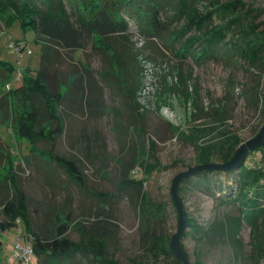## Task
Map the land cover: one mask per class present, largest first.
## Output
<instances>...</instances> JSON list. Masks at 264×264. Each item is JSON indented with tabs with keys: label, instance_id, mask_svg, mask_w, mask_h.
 <instances>
[{
	"label": "rangeland",
	"instance_id": "rangeland-1",
	"mask_svg": "<svg viewBox=\"0 0 264 264\" xmlns=\"http://www.w3.org/2000/svg\"><path fill=\"white\" fill-rule=\"evenodd\" d=\"M245 1L253 9L254 19L264 26V0ZM171 12L169 8L167 13L170 15ZM2 14L0 61L10 63L13 71L9 82L4 79L6 72L0 70V105H3L0 114L9 110L10 100L6 94H13L10 88L16 90L24 84L26 77H34L41 68L42 58V43L35 39L34 30L22 26L17 17L5 19L9 14L6 11ZM131 22L127 57L135 68L125 77L119 69H113L114 72L111 69L118 76V83L114 81L115 76L107 81L102 76L98 79L97 72L109 69L111 58L102 49L94 47L91 40L83 49L59 48L56 52L57 58L53 59L49 74L52 87H58L56 73L65 82L67 76H71L70 72L77 69L75 59H80L93 70L91 75L100 88L90 89L87 77L83 75L82 103L78 102V111H74L77 104H72L71 97H66L60 107L65 117V130L55 140H40L35 147L12 127L0 124V144L3 150H10V163L5 166L2 176H16V183L27 195L35 231L41 236L51 234L59 213L70 212L73 226L79 219H88L99 211L113 221L114 237L109 242V255L120 264H133L135 258L146 261L139 206L130 197L133 190L129 187L128 192L118 191V183L126 171L130 178H146L143 189L151 202L163 208L157 229L171 242L181 220L171 191L174 178L201 164L194 144L179 132L193 136L196 133L194 127H198L208 131L209 135L202 139L205 141L216 136L219 130L227 129L240 136L239 148L264 127L263 63L249 64L224 44L215 58L198 63L185 52L183 43L172 39L169 32L147 35L136 28L134 21ZM181 23L175 21L172 26ZM110 40L120 47L122 38L119 34ZM95 43L106 46L97 36ZM21 44L23 49L20 50L17 46ZM122 78L127 79V83ZM98 80L104 83L99 84ZM131 81H134L132 86ZM125 87L136 92L138 103L133 104L126 97ZM77 88L72 91L74 94ZM152 142L158 165L146 173L135 159L140 161L141 151L147 152ZM52 148L54 153L79 161L89 192L112 196L99 201L83 190L63 168L50 160L53 156H47ZM261 154L264 152L255 151L248 159L246 156L247 164L264 165ZM151 162L154 160L150 156ZM212 162L223 161L215 155ZM199 180L204 183L199 184ZM183 188L179 194L188 217L205 228L210 229L219 221L232 222L241 215L237 202H224L237 192L235 172H215L203 179L192 177L183 183ZM4 218L0 206V220ZM16 223L15 227L0 233L2 264H42L36 255L29 263H23L15 256L14 243L21 235L20 228H23L25 239L31 242L33 239L23 220L17 219ZM76 228H70L67 235L79 240ZM190 229L188 226L185 232ZM180 242L191 262L200 258L206 264H264V216L260 217L256 230L243 222L238 240L217 233L210 236L191 233L183 234ZM22 243L25 245V240ZM168 263L170 260L165 258L159 262Z\"/></svg>",
	"mask_w": 264,
	"mask_h": 264
},
{
	"label": "trees",
	"instance_id": "trees-1",
	"mask_svg": "<svg viewBox=\"0 0 264 264\" xmlns=\"http://www.w3.org/2000/svg\"><path fill=\"white\" fill-rule=\"evenodd\" d=\"M169 8L172 11L170 15L167 13ZM5 11L9 13L5 19L17 17L22 26L34 30L35 39L42 43L41 68L34 77H26L20 88H10L13 94H6L10 100L7 104L9 110L1 111L0 114V124L12 127L18 135L29 139L35 147L36 142L55 140L64 132L65 117L60 107L67 96L71 97L72 104H77L74 111H78V102L81 104L84 98L83 75L87 77L90 89L100 88L91 75L93 70L80 59H75L77 69L73 73L70 72L71 76L68 75L65 82H62L61 76L56 73L58 87H52L49 74L53 59L57 58L58 49H83L91 40L94 47L102 49L111 58L110 68L97 72L98 79L102 76L107 81L114 77L113 69H119L125 77L126 73L135 68L127 57V42L131 40L132 33L131 21H134L140 32L147 35L157 36L169 32L172 39L183 43L185 52L191 54L198 63L215 58L218 49L224 44L249 64H264V26L254 19L253 9L246 5L245 0H0V13L5 14ZM175 21L182 23L177 27L172 26ZM191 31V35L186 36ZM118 34L122 38L119 48L118 43L110 40L113 35ZM96 36L102 38L106 46H97ZM1 69L6 72L4 79L10 82L13 66L0 61ZM115 77L114 81L118 83V76ZM98 81L99 84L104 83ZM122 81L127 83V79L122 78ZM132 85L134 81H131ZM75 87H78L76 94L72 92ZM124 90L126 97L133 104L138 103L135 91L127 87ZM218 128L219 126L216 127ZM174 129L179 132L178 128ZM193 131L196 132L193 136L182 132L179 134L194 144L198 152V163L201 164L212 162L215 155H219L223 163L229 162L242 142L239 135L227 129L219 130L216 136L208 137L205 141L202 139L209 135L208 131L198 127H194ZM148 149L147 152L141 151L140 161L135 159L145 168L146 173L152 172L158 165L154 142ZM49 150L50 153L46 154L53 156L50 160L53 159L63 168L83 190L99 201H106L112 196L103 192H89L79 161L54 153L53 148ZM255 151L264 152V146L251 150L249 154L248 151L247 159ZM261 155L262 160L264 154ZM150 156L154 162L149 163ZM9 163L10 150H3L0 144V206L5 216L0 220V233L15 227L17 219L23 220L26 231L33 236L35 255L42 260V264H120L109 255V242L114 237L113 221L99 211L94 212L88 219H79L73 226L70 212L59 213L52 233L39 235L34 229L27 195L16 183V176H2L5 166ZM124 169L126 171V166ZM215 172L236 173L237 192L233 198L224 202H237L241 215L232 222H216L210 229L199 224L194 218H189L188 226L191 229L184 235L199 233L210 236L211 233H217L219 236L238 240L243 222L246 221L256 230L260 217L264 216V165L250 166L245 159L230 170H202L184 178L179 191L184 190L183 183L192 177L203 179L204 176L208 177ZM145 180L146 178H130L126 171L118 183L119 192H128L129 187L133 190L130 197L139 206L141 217L140 229L146 261L135 258L132 262L159 264L160 260L165 258L169 259L171 264H184L174 253L170 239L157 229V222L163 217V208L151 202L143 189ZM201 181L199 180V184ZM73 227H77L79 240L67 235L68 230ZM256 246L260 248V245ZM1 249L0 239V251ZM192 263L206 264L200 258Z\"/></svg>",
	"mask_w": 264,
	"mask_h": 264
},
{
	"label": "water",
	"instance_id": "water-1",
	"mask_svg": "<svg viewBox=\"0 0 264 264\" xmlns=\"http://www.w3.org/2000/svg\"><path fill=\"white\" fill-rule=\"evenodd\" d=\"M264 146V127L262 130L253 138L247 140L245 143H243L237 150L234 158L226 163H205V164H197L193 167H191L188 170H185L181 173H179L173 181L172 184V196L175 201V204L180 212L181 220L180 225L177 230V232L174 234L173 238L171 239V246L174 251V253L180 257V259L183 261L184 264H193L184 249L183 245L180 242L181 236L184 234L186 228L188 227L189 223V217L187 215V212L185 210L182 198L179 194V186L180 183L184 178H187L191 175H194L202 170H230L238 166L241 162H243L246 158V154L249 150L258 148Z\"/></svg>",
	"mask_w": 264,
	"mask_h": 264
},
{
	"label": "built area",
	"instance_id": "built-area-1",
	"mask_svg": "<svg viewBox=\"0 0 264 264\" xmlns=\"http://www.w3.org/2000/svg\"><path fill=\"white\" fill-rule=\"evenodd\" d=\"M17 48L20 50L23 49L22 44L18 45ZM30 51L31 50L29 49L28 52ZM19 231L21 235L16 239L14 243L15 256L23 263H29L35 255L33 243L27 238H24L23 228H20ZM22 240H25V245L22 243Z\"/></svg>",
	"mask_w": 264,
	"mask_h": 264
}]
</instances>
